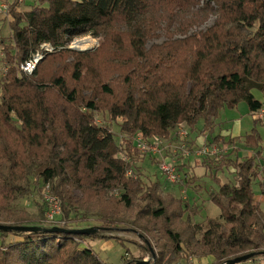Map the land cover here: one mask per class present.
<instances>
[{"label":"trees","instance_id":"1","mask_svg":"<svg viewBox=\"0 0 264 264\" xmlns=\"http://www.w3.org/2000/svg\"><path fill=\"white\" fill-rule=\"evenodd\" d=\"M46 1L47 6L35 5L24 12L19 11L18 1L7 4L10 33L8 37L0 33V61L6 68L0 76V223L101 229L95 234L0 230V264H105L86 239L116 238L110 232L122 230L146 243L151 220L162 222L158 232L170 242L158 248L153 264L178 262L181 254L210 256L211 264H224L236 256L264 251V212L252 188L258 184L264 194V175L258 179L262 169L256 131L243 138L246 147L255 149L250 157H239L238 147L230 149L227 157L218 155L220 149L198 155L206 173L218 183L208 200L220 211L217 218L199 222L192 218L204 200L161 194L160 181L151 174L154 179L146 181L144 169L147 161L160 167L164 158L140 151L135 142L142 135L160 138L169 146L183 140L195 144L194 138L178 134L179 126L193 131L202 121L201 132L206 135L213 132L224 105L234 107L245 101L251 113L262 107L251 90H264V0H207L199 14L190 11L189 17L184 15L186 10L199 0ZM212 1L218 7L214 25L196 36L147 50L148 40L163 30L154 12L172 5V16L178 18L176 30L185 31L202 20ZM99 32L104 43L111 41L118 50L123 45L131 53L124 61V65L130 62L128 66H116L126 68L120 93H114L108 83L100 85L112 98L104 105L91 97L75 100L83 82L80 60H74L70 70L73 85L51 68L69 53L89 58L85 51L65 47L46 54L32 74L20 71L21 62L42 42L66 45L77 36ZM52 70V85L40 83L41 71ZM49 90L66 101L57 107L47 95ZM100 112L106 113L107 120L105 114L99 117ZM205 137L208 146L235 140L224 142L221 134ZM161 151L175 158L180 173L186 162L178 161L188 155L177 156L168 147ZM229 166L235 183H220L217 172ZM181 177L174 183L180 190L188 186L198 190L189 170ZM44 187L61 201L57 221L47 222L40 207L37 214L12 207L18 197ZM155 224L151 223L152 229ZM256 260L264 261V255L246 261Z\"/></svg>","mask_w":264,"mask_h":264},{"label":"rangeland","instance_id":"2","mask_svg":"<svg viewBox=\"0 0 264 264\" xmlns=\"http://www.w3.org/2000/svg\"><path fill=\"white\" fill-rule=\"evenodd\" d=\"M19 3L18 8L19 11L24 12L28 11L31 8H33L35 5H41V6H47L46 0H0V3H5L8 5H13L15 3ZM207 0H199L198 4L196 6L189 7L186 10V14H184L186 17L190 16V11H193L194 14H199L200 7L206 2ZM172 5H170L168 8L165 7L163 10H157L153 13L154 17L158 19L160 23V28L163 30H158L156 32V35L151 37L147 44L146 48L149 50L153 46H160L165 44L166 42L171 41H178V40H185L189 36H196L200 32H204L208 28H210L214 23L217 21L218 18V7L217 4H215L213 1L209 5V10L206 14L203 15L202 20L198 23H193L189 25L186 30H176V20L178 19L177 16H172L173 13H171ZM7 12V11H6ZM6 12H0V33L3 37H8L10 33V24L9 21L11 20V17H7ZM182 11L179 10L177 13ZM171 17V18H170ZM168 25H170L168 27ZM170 28V31L166 34L164 32L165 29ZM86 35L94 36L91 33L83 34L80 36H77V39L85 38ZM95 37L97 38L96 42L92 45V48L90 47H84L79 46L80 49L75 50L71 48H65V49H71L76 52L78 51H85L88 54H90L89 58H86L85 56H79L80 58H77V54H66L65 59L60 58L56 63H54V66L52 65L51 68H57V71L59 74H62L64 76V79L70 84L73 85V81L70 76V70L72 68V63L74 60H80V62L83 64V72H82V79L83 82L80 84L82 85L81 89H79V92H77L75 96L76 101H82L81 99H87L88 97H91L95 102H99L100 105H104L109 99L112 98L105 94V92L101 89V84L108 83L109 88L114 91V93L118 94L120 93V90L118 88L123 85V73L125 72L126 68L119 69L120 66H128V64L124 65V61L131 56V53L129 48H124L122 45V48L118 50L115 46L111 44V41H108L107 43H104V36L99 32L98 35L95 34ZM73 40V39H71ZM73 42V41H72ZM74 45V44H73ZM82 47V48H81ZM116 54H118V58L116 61ZM183 57V55H182ZM77 58V59H76ZM184 58V57H183ZM187 60V57L184 58ZM185 62V61H184ZM186 64V62H185ZM119 66L117 68L116 66ZM131 65V64H130ZM184 63L181 64L183 66ZM5 67L3 62L0 61V76L1 72L4 71ZM51 70V69H50ZM179 71V69H178ZM126 73V72H125ZM54 76V70L51 71L49 74L48 72L45 73L44 71H41L40 77L41 81L40 83L44 82L46 84L52 85V79ZM258 90V89H257ZM255 94H258L255 92ZM49 97H51L57 107L62 105L66 101V97L60 98L59 94L54 90H49L47 93ZM257 97V95H256ZM264 103V102H263ZM262 103V104H263ZM103 111V110H102ZM101 113V112H100ZM105 114V119L107 120L106 113H101L99 116ZM98 121V120H97ZM264 121V120H263ZM255 122V118L249 114L248 112V104L245 101H240L236 106L229 107L227 105H224L220 111H219V117L216 121V126L213 130V132H208L206 135L205 133L202 134V126L203 122L200 121L197 126L195 127V130L191 131L187 129L184 126H179V129L181 128L182 131H184L188 136L185 137L189 140L193 139V142L195 143V146L193 144H187V140H183L180 143L176 142L175 144L172 143L171 146L168 145V143L164 140L161 141V150L165 147L170 148L173 150L175 147L177 151V156L182 154V152L187 149L189 152L191 150H198L200 147L205 146L204 143L206 141V137H212L217 134H221L223 138L228 137L230 132H232L233 125L240 126V134H241V144H239L238 147V155L239 157L242 156H251L255 153V149H250L244 145L243 138L244 136L256 131L259 134L260 142H259V148L258 151L260 152V169H262V172L258 176L259 178H262L264 175V122ZM184 138V139H185ZM239 138H237L238 140ZM197 142V143H196ZM208 146V145H206ZM215 146L216 149H220V152L218 155L226 154L227 157L229 155L230 149L226 152L223 150V145H218L216 143H213L210 145V147ZM232 146V143H231ZM190 148V150L188 149ZM236 149V148H235ZM60 151L62 148L59 149ZM196 150V151H197ZM187 151V152H188ZM250 151V152H248ZM163 151H159L153 154H157L156 156H159L164 159H166V155ZM188 152V155H190ZM217 152V151H216ZM173 153V152H172ZM249 154V155H248ZM214 157V156H213ZM177 158V157H176ZM194 158V154H191L186 163L188 161H192ZM161 159V158H160ZM185 159H180L178 162L182 163ZM198 162L197 166H194L191 169L192 175L195 176V185H198V190L196 191L192 187L188 186L186 187V190H180L181 188L174 183H170L167 181L162 175L160 171V167L158 165L150 164L148 161L145 163L144 169V175L145 180L151 182L152 177H156L160 183V191L161 194L171 193L175 197H181L182 195L184 197H188L190 200L192 198L200 200L199 203L203 201V206L200 209V212L195 215L192 218V221H202L206 217L215 219L217 218V215L219 213V209L215 204H211V201L208 200V193L212 190L218 189V183L215 181L212 177L209 176L208 171L206 173L205 166L201 164L202 160L201 157H197L195 159ZM149 171V172H148ZM178 172V171H177ZM185 172H188V169L184 167L180 173L183 175ZM179 173V172H178ZM179 173V174H180ZM152 175V177L150 176ZM180 174V175H181ZM148 175V177H147ZM217 176L220 179V183L224 182H230L235 183V175L232 172V167L229 166V168L223 167L221 171L217 172ZM152 178V179H150ZM253 192H254V198L255 200L260 202V208L264 212V194H262L260 186L258 184H253L252 186ZM49 194H52L48 187H44L43 189H35L31 194L24 195L18 197L14 202H12V207L14 208H21L25 209L28 212L32 214H37V209L40 207L43 212V218H45V209H46V196ZM74 194L77 197L81 196L80 190L75 189ZM216 214V215H215ZM214 215V216H213ZM59 219V218H58ZM158 222V223H157ZM160 222V223H159ZM151 223H156L152 229ZM176 225L174 227L176 228ZM157 226H163L161 221L151 220V222L146 226L145 232L147 233V237L149 240V245L152 247L154 252L156 253L158 248L165 244H169V240L164 236L162 232H158ZM111 235L116 236V238H102V237H94L86 239V244L89 245V247L95 252V254L98 256V258L105 264H125L124 262L126 260L134 261L136 259H147L150 258V253L148 250V245L143 241V239L139 238L136 234L132 232L117 230L110 232ZM57 239L54 240L56 242ZM83 246V244H81ZM125 257V258H124ZM180 258H183L180 261H186L191 260L192 264H211L213 261V258L210 256H197V255H188L185 256V254H181ZM173 262L172 264H176ZM238 264H251V262L246 261L240 262ZM253 264H264L263 260H256L253 262Z\"/></svg>","mask_w":264,"mask_h":264},{"label":"built area","instance_id":"3","mask_svg":"<svg viewBox=\"0 0 264 264\" xmlns=\"http://www.w3.org/2000/svg\"><path fill=\"white\" fill-rule=\"evenodd\" d=\"M7 11V4L0 3V12H6ZM73 40H70L66 45H53L50 42H42L40 43L34 50L30 52L28 57L24 59L19 68L22 73L25 74H32L34 70L36 69L38 63L44 58V56L48 53H53L56 51H59L63 48H71L78 50L80 49L79 46H77V43L79 41H84L85 45L84 47H90L92 48V45L96 42L97 38L95 36L86 35L85 38L77 39L72 38ZM73 41V42H72ZM74 44V45H73ZM82 48V47H81ZM5 67V66H4ZM6 70V68L4 69ZM252 116L255 119L264 120V103L262 104V107L258 109L257 111H254L252 113ZM178 134L185 138L187 134L182 131V129H178ZM162 139L157 137H144L142 135L136 136L135 142L137 145V148L144 152V151H150L152 153H156L161 151V143ZM176 148V147H175ZM173 149L172 152L176 153V149ZM188 150L185 149L182 153L184 155H188ZM218 151V149L215 148V146H202L197 150V155L206 154V153H215ZM160 169L162 175H164L165 179L172 183H179L181 181V175L177 172V169L175 167V158L174 157H167L166 159H163L160 162ZM46 211H45V220L47 222H55L57 221V216L61 214V201L57 195L49 194L46 196ZM176 264H192L191 260H186L177 262ZM251 264H253L251 262Z\"/></svg>","mask_w":264,"mask_h":264},{"label":"water","instance_id":"4","mask_svg":"<svg viewBox=\"0 0 264 264\" xmlns=\"http://www.w3.org/2000/svg\"><path fill=\"white\" fill-rule=\"evenodd\" d=\"M101 227L99 226H90L86 228H79V229H66L58 226H52L49 228H44L40 226H26V225H11L0 223V230L1 231H43V232H64V233H78V234H95L97 233ZM148 245V249L151 253V257L147 259H137L134 264H153L151 263V259L155 258V252L152 247L146 242ZM255 255H264V251L258 252H250L244 255L236 256L234 258H230L224 262V264H238L240 262L246 261L252 258Z\"/></svg>","mask_w":264,"mask_h":264},{"label":"crops","instance_id":"5","mask_svg":"<svg viewBox=\"0 0 264 264\" xmlns=\"http://www.w3.org/2000/svg\"><path fill=\"white\" fill-rule=\"evenodd\" d=\"M255 92H257L258 94H255ZM251 93L253 94V96L257 99V100H259L261 103H263L264 102V90L262 91V90H257V89H252L251 90ZM256 95H257V97H256ZM248 112H249V114H251L252 115V113H251V111H250V109H249V107H248ZM264 122V121H263ZM230 135L228 136V137H226V138H224V142H226V140H228L229 138H232V137H235L234 139V142H232V146H231V143H228V144H223V148H224V151L226 152L227 150H229V149H235V148H237V146L239 145V144H241V142H242V140L240 139L241 138V134H240V126H235V125H233V127H232V132H230L229 133ZM237 138H239L238 140H237ZM197 143V142H196ZM193 146H195V144H193ZM194 151V150H193ZM248 152H250V151H248ZM192 154V153H191ZM249 155V154H248ZM190 155H188V156H186V157H183V159H185L184 160V162L185 161H187V159H188V157H189ZM197 157H199L198 155H197V151L194 153V158L192 159V161H188L187 163H185L186 165L184 166V167H186V169H188V170H190L191 171V169L194 167V166H197L198 165V162L195 160ZM202 164V163H201ZM199 166V165H198ZM206 169V168H205ZM211 204H212V202H211ZM220 212V211H219ZM216 215V214H215ZM218 215H219V213H218ZM218 215H217V217H218ZM214 216V215H213Z\"/></svg>","mask_w":264,"mask_h":264},{"label":"bare ground","instance_id":"6","mask_svg":"<svg viewBox=\"0 0 264 264\" xmlns=\"http://www.w3.org/2000/svg\"><path fill=\"white\" fill-rule=\"evenodd\" d=\"M85 45V42L84 41H79L78 43H77V46H84Z\"/></svg>","mask_w":264,"mask_h":264}]
</instances>
